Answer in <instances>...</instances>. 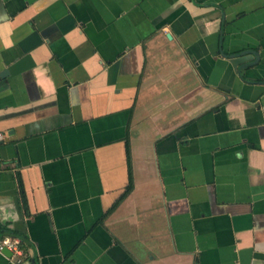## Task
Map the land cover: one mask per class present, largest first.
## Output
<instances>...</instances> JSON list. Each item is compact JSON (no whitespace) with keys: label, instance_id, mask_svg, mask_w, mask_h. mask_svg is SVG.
I'll use <instances>...</instances> for the list:
<instances>
[{"label":"crops","instance_id":"crops-1","mask_svg":"<svg viewBox=\"0 0 264 264\" xmlns=\"http://www.w3.org/2000/svg\"><path fill=\"white\" fill-rule=\"evenodd\" d=\"M0 132L21 264H264V0H0Z\"/></svg>","mask_w":264,"mask_h":264},{"label":"built area","instance_id":"built-area-1","mask_svg":"<svg viewBox=\"0 0 264 264\" xmlns=\"http://www.w3.org/2000/svg\"><path fill=\"white\" fill-rule=\"evenodd\" d=\"M4 134L0 132V141L3 140ZM3 170V161L0 152V172ZM8 251L11 258H15L16 264H21L26 256L23 241L20 237L10 234H0V253Z\"/></svg>","mask_w":264,"mask_h":264},{"label":"trees","instance_id":"trees-1","mask_svg":"<svg viewBox=\"0 0 264 264\" xmlns=\"http://www.w3.org/2000/svg\"><path fill=\"white\" fill-rule=\"evenodd\" d=\"M129 153H130V148H129ZM129 155V154H128ZM129 160H130V158H129ZM132 188H133V186H132V184L128 187V189L125 191V193H124V195L122 196V198H121V200L122 199H124L131 191H132ZM3 234H5V233H3Z\"/></svg>","mask_w":264,"mask_h":264},{"label":"water","instance_id":"water-1","mask_svg":"<svg viewBox=\"0 0 264 264\" xmlns=\"http://www.w3.org/2000/svg\"><path fill=\"white\" fill-rule=\"evenodd\" d=\"M5 255H7L8 257L11 256V253H9L8 251H4Z\"/></svg>","mask_w":264,"mask_h":264}]
</instances>
